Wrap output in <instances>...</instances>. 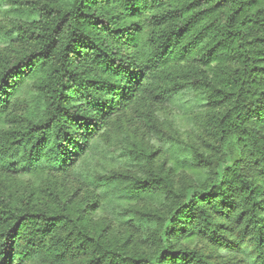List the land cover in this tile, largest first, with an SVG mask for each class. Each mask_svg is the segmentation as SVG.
<instances>
[{"label":"trees","instance_id":"trees-1","mask_svg":"<svg viewBox=\"0 0 264 264\" xmlns=\"http://www.w3.org/2000/svg\"><path fill=\"white\" fill-rule=\"evenodd\" d=\"M32 12L0 57V264H244L247 250L264 264V0ZM186 89L205 97L208 134L188 156L130 135L131 113L153 125ZM107 125L137 173L83 185Z\"/></svg>","mask_w":264,"mask_h":264},{"label":"rangeland","instance_id":"rangeland-1","mask_svg":"<svg viewBox=\"0 0 264 264\" xmlns=\"http://www.w3.org/2000/svg\"><path fill=\"white\" fill-rule=\"evenodd\" d=\"M45 0H0V57L7 49L16 55L18 46L16 43L17 25L32 16V8L40 6ZM25 90H33L27 85ZM26 97V94H23ZM205 97L192 90H184L173 98L153 110L154 124L147 122L135 113L130 114L127 123L128 131L134 139L143 138L146 145L152 148L163 146L172 148L177 155H189L188 146L192 139H199L201 135L208 137L206 131H201V122L204 119L206 105ZM33 106L23 103L19 107L21 111L32 110ZM158 108V109H157ZM157 120L160 124L157 133ZM109 135L100 136L95 140L94 148L80 160L77 173L85 176L83 185H88L94 176L107 177L116 175H128L137 173V166L131 156V139L124 138L115 126L107 125ZM133 139V138H132ZM194 145V143H192ZM120 176V177H121ZM31 177L22 176L21 180L27 182ZM238 259H243L244 264H256L255 257L247 250Z\"/></svg>","mask_w":264,"mask_h":264}]
</instances>
